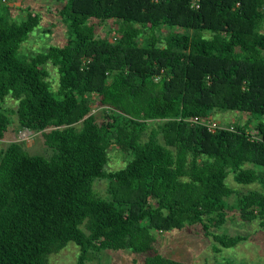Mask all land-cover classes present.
<instances>
[{
	"label": "trees",
	"instance_id": "obj_1",
	"mask_svg": "<svg viewBox=\"0 0 264 264\" xmlns=\"http://www.w3.org/2000/svg\"><path fill=\"white\" fill-rule=\"evenodd\" d=\"M190 2L61 0L63 43L25 55L38 15L14 21L0 0V103L15 101L0 105V139L12 114L51 149L0 147V264H46L68 241L75 264L121 249L139 264H188L161 255L155 235L198 225L218 252L246 238L212 232L229 211L264 238V0ZM214 111L246 117L212 131L186 120ZM110 145L125 163L105 171ZM228 173L255 188L228 187Z\"/></svg>",
	"mask_w": 264,
	"mask_h": 264
},
{
	"label": "rangeland",
	"instance_id": "obj_2",
	"mask_svg": "<svg viewBox=\"0 0 264 264\" xmlns=\"http://www.w3.org/2000/svg\"><path fill=\"white\" fill-rule=\"evenodd\" d=\"M61 0H1L8 8L9 17L14 21H20L25 11L29 10L38 15V23L27 35V38L20 44L19 53L30 55L36 52L45 51L49 45H60L65 39V26L56 14V8ZM0 5V13L3 11ZM95 31L103 33L100 27H95ZM260 31L264 33V19L260 22ZM47 72L46 79L50 86L56 87L57 74L50 64L45 65ZM3 109L10 112L15 106V101L10 97H4L0 103ZM91 112L96 116L99 111L94 106ZM211 120L219 125L233 126L240 124L246 117L237 111H214L210 113ZM98 118V117H97ZM11 123L7 131L0 139V147H4L10 141L21 142L28 154H38L48 156L51 149L44 145L42 137L25 129H20L14 122V115H10ZM251 133V132H249ZM125 157L119 153L115 145H110L107 149V161L104 166L105 171L115 170L122 167ZM228 187L237 190L255 188V185L248 184L241 186L232 180L231 173L224 179ZM106 181L104 179H94L92 189L98 196H104ZM264 192V188H260ZM234 199V195L224 199L225 202ZM228 199V200H227ZM214 233H224L228 235H244L245 240L233 247L220 248L218 252L211 249L210 242L200 234L198 225L184 228L182 230L172 229L155 235L154 246L164 257L182 260L188 264H236L238 262H248L264 264V238L257 228L256 221H242L235 211L226 214L225 221L218 227L212 228ZM78 247L71 241L56 252H51L47 256L46 264H75ZM139 256L129 250H101L89 254L85 264H139Z\"/></svg>",
	"mask_w": 264,
	"mask_h": 264
},
{
	"label": "built area",
	"instance_id": "obj_3",
	"mask_svg": "<svg viewBox=\"0 0 264 264\" xmlns=\"http://www.w3.org/2000/svg\"><path fill=\"white\" fill-rule=\"evenodd\" d=\"M190 6H192L193 8H197L198 7L197 0H191ZM186 120L189 121L190 123L201 124V125L205 126L206 129L209 131H212L216 128H228L229 130L232 129L231 126L227 127V126L219 125V124L213 122L211 120L210 115H207L205 117L192 116L191 118H187Z\"/></svg>",
	"mask_w": 264,
	"mask_h": 264
}]
</instances>
